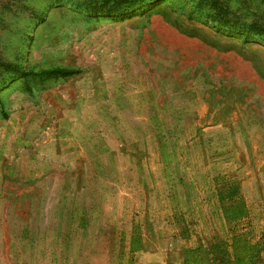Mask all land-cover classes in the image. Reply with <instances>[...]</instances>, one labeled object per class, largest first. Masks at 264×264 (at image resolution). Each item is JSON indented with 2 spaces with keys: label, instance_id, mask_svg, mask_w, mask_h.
<instances>
[{
  "label": "rangeland",
  "instance_id": "1",
  "mask_svg": "<svg viewBox=\"0 0 264 264\" xmlns=\"http://www.w3.org/2000/svg\"><path fill=\"white\" fill-rule=\"evenodd\" d=\"M244 261L264 0H0V264Z\"/></svg>",
  "mask_w": 264,
  "mask_h": 264
},
{
  "label": "trees",
  "instance_id": "2",
  "mask_svg": "<svg viewBox=\"0 0 264 264\" xmlns=\"http://www.w3.org/2000/svg\"><path fill=\"white\" fill-rule=\"evenodd\" d=\"M24 76H31V74H33L32 72H28V71H19L18 70V73H20ZM46 74H48L49 76H54V78H65L67 76H71L73 74H76L77 71H73V70H69V69H65V68H59V69H56V70H52V71H48V72H45ZM44 73V74H45ZM244 260V259H243ZM248 261H244L243 264H247ZM239 264V263H237Z\"/></svg>",
  "mask_w": 264,
  "mask_h": 264
}]
</instances>
